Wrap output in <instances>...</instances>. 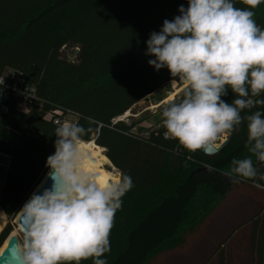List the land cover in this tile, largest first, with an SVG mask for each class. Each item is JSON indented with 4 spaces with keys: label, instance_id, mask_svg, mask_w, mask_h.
<instances>
[{
    "label": "trees",
    "instance_id": "1",
    "mask_svg": "<svg viewBox=\"0 0 264 264\" xmlns=\"http://www.w3.org/2000/svg\"><path fill=\"white\" fill-rule=\"evenodd\" d=\"M233 3L247 7L241 0ZM180 5L187 7V0H0V70L22 73L44 102V112L29 113L9 103L8 113L0 119V155L10 158L0 196V209L10 222L0 234V249L13 232L12 222L49 170L46 159L55 151L56 126L45 120V114L62 109L79 115L77 122L88 129L84 142L105 149L113 167L134 183L115 215L111 251L102 257L107 264H152L182 248L234 191L254 199L248 197L254 202L251 212L257 206L259 210L249 221L227 228L224 233L229 234L204 264H235L231 243L239 231L247 235L248 264H264V190L253 180L233 183L224 175L234 158L250 155L246 120L214 156L189 152L176 140L165 139L164 127L145 137L133 133L135 125L114 124L176 79L167 68L157 71L150 66L148 60L154 57L145 52L150 34L159 32L165 19L179 15ZM253 11L256 23L264 28V3ZM233 98L231 91L223 97L228 102ZM253 99H264V93ZM255 111L264 112V105L241 114ZM255 161L253 156L264 174V163ZM208 164L215 171H207ZM164 178L179 184L140 216Z\"/></svg>",
    "mask_w": 264,
    "mask_h": 264
},
{
    "label": "clouds",
    "instance_id": "2",
    "mask_svg": "<svg viewBox=\"0 0 264 264\" xmlns=\"http://www.w3.org/2000/svg\"><path fill=\"white\" fill-rule=\"evenodd\" d=\"M187 0L179 15L165 19L159 32L146 41L145 55L155 70L167 68L185 85L179 102L162 110L165 138L176 140L189 152L214 155L218 140L247 121L249 156L231 161L224 173L233 183L264 174L254 165L264 163V112L242 116L245 109L264 105L253 99L264 93V28L253 11L264 0ZM233 94L231 102L223 97ZM88 129L63 120L55 128V151L46 159L45 182L37 186L20 210L22 239L11 255L16 264H107L110 233L122 198L134 187L130 175L110 180L84 168L90 154L82 148ZM215 171L211 164L205 166ZM256 187H264L255 184Z\"/></svg>",
    "mask_w": 264,
    "mask_h": 264
},
{
    "label": "rangeland",
    "instance_id": "3",
    "mask_svg": "<svg viewBox=\"0 0 264 264\" xmlns=\"http://www.w3.org/2000/svg\"><path fill=\"white\" fill-rule=\"evenodd\" d=\"M165 106L166 105L160 108L150 109L143 101L133 107L131 111L122 116L121 120L128 126L135 125L133 133H137L138 135L146 137L148 133L153 131L156 124L160 122L162 110ZM228 138L229 135L221 137L217 142L218 145L223 144ZM105 153L106 151L104 149V156H106ZM9 162L10 160L8 159V157L0 155V196L3 191V183L5 180ZM104 169L107 172L111 173L113 176H115L117 173H120L110 163L107 166H104ZM178 184L179 182L176 180L164 178L162 184L156 189L151 199L143 208L140 216L144 214L147 210L155 208L165 196L172 193L173 188ZM248 197L252 199V197L249 195L243 194L242 192L234 191L229 196L226 203L221 207V210H219L215 214V216L209 221V223H207V225L201 231L195 233L194 235L188 238L187 244L185 246L174 252L168 253L157 258L155 261H153L152 264L206 263L208 257L214 252L216 246H218L225 239V236L229 234L224 233L227 228L228 229L226 231H229L231 228L240 225L245 219L249 221L250 218L258 212L259 206H257L255 210L253 209L251 212V208H253L252 203L254 202L252 201L251 203V201L248 200ZM0 211L2 210L0 209ZM19 217L20 213L12 222V226L14 229L10 237L15 234L19 237V239H22V232L18 225ZM4 218L5 228L9 224L10 220L5 215ZM209 233L211 234V236H209ZM8 239L6 240L4 245L8 242ZM231 248H235L236 251L235 264H248L246 233L239 231L237 234H235L231 243Z\"/></svg>",
    "mask_w": 264,
    "mask_h": 264
},
{
    "label": "built area",
    "instance_id": "4",
    "mask_svg": "<svg viewBox=\"0 0 264 264\" xmlns=\"http://www.w3.org/2000/svg\"><path fill=\"white\" fill-rule=\"evenodd\" d=\"M9 103H14L17 110L23 113H29L33 109L44 112V102L39 98L37 88L31 85L22 73L11 68H6L0 70V119L3 114L8 113ZM78 119V114L62 109L51 110L45 114V120L52 122L55 126L63 120L77 122ZM120 121L122 122L121 118L116 119L114 124ZM162 128L163 124L159 122L153 130L157 131ZM255 163L256 165L263 164L258 161H255ZM257 183L264 186V179L255 180L253 185L255 186ZM259 189L264 190V187H260Z\"/></svg>",
    "mask_w": 264,
    "mask_h": 264
},
{
    "label": "water",
    "instance_id": "5",
    "mask_svg": "<svg viewBox=\"0 0 264 264\" xmlns=\"http://www.w3.org/2000/svg\"><path fill=\"white\" fill-rule=\"evenodd\" d=\"M173 82H175L176 85H174ZM173 82L169 83L163 89H161V90L157 91L156 93L150 95L148 98H146L144 100V103L148 106V108H150V109L160 108L164 105H168L170 102H174V101L180 99L183 96V92H184V88H185L184 83L177 78ZM233 135H234V132H232L229 135V138L223 144L219 145L218 148L213 149V151L215 152L214 155H217L218 153H220L224 149V147L228 144L229 140L231 139V137ZM94 144H95V142H94ZM200 151L204 155H206L203 150H200ZM214 155H206V156H214ZM109 163H110V161H109ZM104 165L107 166V163H104ZM43 182H45V184H44L45 187L50 186L52 183L50 178L47 180L45 178ZM18 225H19V228L21 230V219H20V217L18 219ZM17 240H19L18 236L10 237L6 249L0 254V264H16L11 253H12V248L15 245V243L17 242Z\"/></svg>",
    "mask_w": 264,
    "mask_h": 264
},
{
    "label": "bare ground",
    "instance_id": "6",
    "mask_svg": "<svg viewBox=\"0 0 264 264\" xmlns=\"http://www.w3.org/2000/svg\"><path fill=\"white\" fill-rule=\"evenodd\" d=\"M174 85H176L175 82ZM82 148L90 154V158L84 161V168L86 170H91L95 172L99 180H110L114 177L111 173L107 172L104 169L105 166L104 163H107V165L109 164L107 157L104 156L103 154L104 149L98 147L96 144H94V142H84L82 144ZM4 226H5L4 213L0 211V233L4 229ZM13 236H17V235L14 234ZM7 245L8 242L0 250V254L6 249Z\"/></svg>",
    "mask_w": 264,
    "mask_h": 264
},
{
    "label": "crops",
    "instance_id": "7",
    "mask_svg": "<svg viewBox=\"0 0 264 264\" xmlns=\"http://www.w3.org/2000/svg\"><path fill=\"white\" fill-rule=\"evenodd\" d=\"M10 160V158H8Z\"/></svg>",
    "mask_w": 264,
    "mask_h": 264
}]
</instances>
